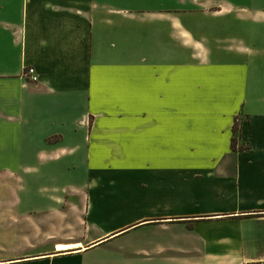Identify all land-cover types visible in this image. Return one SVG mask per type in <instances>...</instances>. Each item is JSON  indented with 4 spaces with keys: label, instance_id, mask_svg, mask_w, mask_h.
Listing matches in <instances>:
<instances>
[{
    "label": "crops",
    "instance_id": "0c3cea01",
    "mask_svg": "<svg viewBox=\"0 0 264 264\" xmlns=\"http://www.w3.org/2000/svg\"><path fill=\"white\" fill-rule=\"evenodd\" d=\"M263 260L264 0H0V264Z\"/></svg>",
    "mask_w": 264,
    "mask_h": 264
},
{
    "label": "trees",
    "instance_id": "16d2710c",
    "mask_svg": "<svg viewBox=\"0 0 264 264\" xmlns=\"http://www.w3.org/2000/svg\"><path fill=\"white\" fill-rule=\"evenodd\" d=\"M239 118H236L235 121H234V124H233V136L231 137V148L232 150H238V149H243L245 146H240V147H237V131H238V128L237 127V122L236 120H238Z\"/></svg>",
    "mask_w": 264,
    "mask_h": 264
},
{
    "label": "built area",
    "instance_id": "2783aa9c",
    "mask_svg": "<svg viewBox=\"0 0 264 264\" xmlns=\"http://www.w3.org/2000/svg\"><path fill=\"white\" fill-rule=\"evenodd\" d=\"M25 74L30 78L31 81L37 80V75L35 74V70L33 67H27L25 70ZM261 264H264V260L261 262Z\"/></svg>",
    "mask_w": 264,
    "mask_h": 264
},
{
    "label": "rangeland",
    "instance_id": "374dc122",
    "mask_svg": "<svg viewBox=\"0 0 264 264\" xmlns=\"http://www.w3.org/2000/svg\"><path fill=\"white\" fill-rule=\"evenodd\" d=\"M236 122H237V127H239L240 126V120L238 119V120H236Z\"/></svg>",
    "mask_w": 264,
    "mask_h": 264
}]
</instances>
